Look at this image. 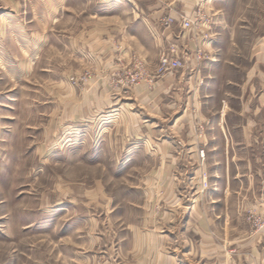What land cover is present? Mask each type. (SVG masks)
Instances as JSON below:
<instances>
[{
  "label": "rangeland",
  "instance_id": "374dc122",
  "mask_svg": "<svg viewBox=\"0 0 264 264\" xmlns=\"http://www.w3.org/2000/svg\"><path fill=\"white\" fill-rule=\"evenodd\" d=\"M111 2L0 0V264H264V0L165 11L144 26L158 58H114L104 86L130 101L197 61L181 90L192 80L198 106L184 112L182 97L166 121L192 128L156 135L171 138L170 160L162 144H126L128 101L83 109L102 83L84 32L129 9Z\"/></svg>",
  "mask_w": 264,
  "mask_h": 264
},
{
  "label": "crops",
  "instance_id": "0c3cea01",
  "mask_svg": "<svg viewBox=\"0 0 264 264\" xmlns=\"http://www.w3.org/2000/svg\"><path fill=\"white\" fill-rule=\"evenodd\" d=\"M105 1L112 3V0H101V2ZM126 1L129 2V9L120 7L116 9L113 14L101 15V17L97 15L98 17L94 19H98V21L102 23L97 24L95 28L88 31L86 29L85 31L87 32H84L83 55L87 59H92V62H96V66L100 68V72L96 77H99L102 83L109 79L107 75L112 71L114 58L123 54L128 56L129 50L133 47L139 50L143 56H147L148 52H151V58L152 55L157 57L161 39H159L160 37H152L151 35L150 37L148 35L145 36L146 29L144 26L147 27L148 30L150 29V31H153L151 28L155 31V23L165 11H168L178 18L181 15L191 14L197 6L203 5L205 2V0ZM208 5L211 6V4ZM118 44L121 46L120 52L117 46ZM85 53H87L88 56ZM157 61L158 60L154 61L153 59H149L147 62L150 64V68L153 69ZM189 62L190 65L187 64ZM93 65L95 66V64ZM186 65V70L165 76L154 88H148L146 85L140 86L135 90V99H131V101L128 97H123L119 100L120 96H118V94H108L107 86L99 82V84L95 85L91 91L83 96V109L88 113H100L104 112L105 106L110 105L114 100L116 104L121 102L122 108H124L123 104L128 101L127 108L123 109L127 116L123 114L125 118L124 120L121 119V124L125 123L123 130L127 132L129 137V141H127L126 144H145L147 146L157 143L162 144L164 147V152L162 154L163 159L170 160L172 159V154L170 152L172 146L171 138H163L161 142V138L156 137L157 133L159 135V132L162 133L163 131L165 134L166 128L174 131L185 130L187 125L189 128H192L193 124L190 121L188 123L180 122L183 117L176 119L173 126H166V121L169 120L171 114L180 110L182 97H188L184 112H191L193 107L198 106V94L197 91L193 90L194 86L192 80L190 83L188 82L189 85L185 91L181 90V85H183V82L189 77L187 69L192 65H197V61L191 56L190 60L186 62ZM186 93L189 94L187 95ZM112 98H114V100H112ZM138 107L144 109V112L138 113V110H136ZM147 116H149L152 124H144L142 118L146 119ZM160 121L163 124L162 129L156 127V124H160ZM225 176L228 178L230 176V168L227 160L225 161ZM232 191L233 188H230V190H226V193L230 194ZM254 192H256V187H252L250 184H248L247 187H238L234 191V193H239V196L241 193L251 194ZM226 201H230L228 197H226Z\"/></svg>",
  "mask_w": 264,
  "mask_h": 264
},
{
  "label": "built area",
  "instance_id": "2783aa9c",
  "mask_svg": "<svg viewBox=\"0 0 264 264\" xmlns=\"http://www.w3.org/2000/svg\"><path fill=\"white\" fill-rule=\"evenodd\" d=\"M192 25H193V23H192L190 20H186V19H185V20L183 21V26H184L185 28H189V27H191ZM169 61H170V59H169L168 57L163 58V65H164V67L167 68V66L170 64ZM173 63H174V65H173L172 68L177 67V66H181V64H182V62H181L180 60H174Z\"/></svg>",
  "mask_w": 264,
  "mask_h": 264
},
{
  "label": "bare ground",
  "instance_id": "6f19581e",
  "mask_svg": "<svg viewBox=\"0 0 264 264\" xmlns=\"http://www.w3.org/2000/svg\"><path fill=\"white\" fill-rule=\"evenodd\" d=\"M190 28V27H189Z\"/></svg>",
  "mask_w": 264,
  "mask_h": 264
}]
</instances>
